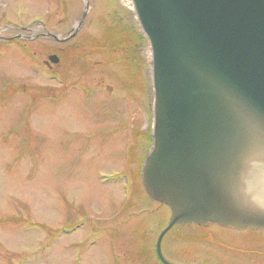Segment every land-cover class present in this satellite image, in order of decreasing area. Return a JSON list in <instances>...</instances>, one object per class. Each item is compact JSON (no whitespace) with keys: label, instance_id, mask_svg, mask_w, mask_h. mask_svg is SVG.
Wrapping results in <instances>:
<instances>
[{"label":"rangeland","instance_id":"obj_1","mask_svg":"<svg viewBox=\"0 0 264 264\" xmlns=\"http://www.w3.org/2000/svg\"><path fill=\"white\" fill-rule=\"evenodd\" d=\"M116 24L127 34L114 44L101 26ZM131 30L125 0H0V264H164L163 219L150 231L121 222L170 211L131 183L152 144L151 52L147 39L124 51ZM254 245L264 230L191 224L161 251L173 264H264Z\"/></svg>","mask_w":264,"mask_h":264},{"label":"water","instance_id":"obj_2","mask_svg":"<svg viewBox=\"0 0 264 264\" xmlns=\"http://www.w3.org/2000/svg\"><path fill=\"white\" fill-rule=\"evenodd\" d=\"M128 1L151 51L142 182L171 211L173 264L176 225L264 230V0Z\"/></svg>","mask_w":264,"mask_h":264},{"label":"flooded vegetation","instance_id":"obj_3","mask_svg":"<svg viewBox=\"0 0 264 264\" xmlns=\"http://www.w3.org/2000/svg\"><path fill=\"white\" fill-rule=\"evenodd\" d=\"M38 24L40 25V27H42L43 25H44V22L43 21H38ZM45 33L46 32H39V33H36V36H35V38L34 39H39V38H41V39H53L51 36V34L52 33H50V32H47L46 33V35H45ZM46 38H45V37ZM44 37V38H43ZM23 39V38H22ZM25 39H28V38H25ZM24 39V40H25ZM31 39V38H30ZM19 40H21V39H19ZM58 40V39H57ZM55 41V40H54ZM59 41V40H58ZM61 50H63L64 51V49H62V48H60V50H56V51H54V53L53 54H56V55H58V59H57V61L56 62H58L59 63V61H60V55H61V53L63 52V51H61ZM56 62H54V63H56ZM58 63H56V64H58ZM43 64H44V66L47 68V70L48 71H50L51 69H52V64H50V62L49 61H43ZM150 118H151V114H149V120H150ZM149 130H151V122H150V126H149ZM150 134H152V130H151V133ZM151 136V135H150ZM150 148V147H149ZM149 149H147V151H148ZM145 157H146V154H145V156H144V158H143V160L141 161V163H140V165L138 166V167H136V171H137V173H138V177H137V179H136V181L135 182H131V183H139L140 184V188H141V190H142V193H143V195L148 199V200H152L151 198H150V196L146 193V191H145V189H144V186H143V182H142V169H143V164H144V161H145ZM154 201V200H153ZM143 211H146V212H143V213H138L137 211H129L128 212V214L129 215H127L126 217H124V218H121L122 220H121V222L122 223H124V224H130V223H132V221H133V219L135 220V222L137 223L138 221H139V223H140V225L139 226H136L135 228L136 229H138V230H142L141 229V227H146L147 229H148V231H150L151 229H154V228H156L158 225H160V222H158L156 219H159L160 218V220L161 219H163L164 220V222H166V225L165 226H167L168 225V222H169V220H170V217H171V211H168V215L166 216V214H167V211H166V214L165 213H159V211H152V210H150L149 208H143L142 209ZM118 214H120V213H118ZM124 214H126L125 212H124ZM121 215V214H120ZM197 225V224H196ZM209 225H211V224H209ZM209 225H199V226H201V227H203V228H207ZM214 225H217V224H214ZM177 226H180V227H183V226H187V225H177ZM149 233V232H148ZM121 242V245L120 246H123L122 244H124L125 242H126V240H122V241H120ZM134 242H138V241H133V240H131V243H133V244H136V243H134ZM126 243H129V241H127ZM122 248V247H121ZM262 248H264L262 245H259V246H255L254 245V247H252L250 250H252V252H254V253H256L257 254V256H260V257H258V259H257V257H256V260L257 261H260V263L261 262H263L264 263V250L262 249ZM249 250V251H250ZM127 257V256H126ZM248 257V256H247ZM252 259V258H251Z\"/></svg>","mask_w":264,"mask_h":264},{"label":"trees","instance_id":"obj_4","mask_svg":"<svg viewBox=\"0 0 264 264\" xmlns=\"http://www.w3.org/2000/svg\"><path fill=\"white\" fill-rule=\"evenodd\" d=\"M101 30L103 33H107L110 36V40L111 42H113L114 44L116 42H118V39L125 36V34H127V32L122 29L120 27V25L116 24L115 26H110V25H106V26H101ZM130 36L131 37V43L129 46H127L126 44L122 46V48L125 49L126 48H130L131 46H135L137 44V42H141L143 40V37L140 33L134 34V31H129ZM129 35V34H128ZM132 48V47H131Z\"/></svg>","mask_w":264,"mask_h":264},{"label":"bare ground","instance_id":"obj_5","mask_svg":"<svg viewBox=\"0 0 264 264\" xmlns=\"http://www.w3.org/2000/svg\"><path fill=\"white\" fill-rule=\"evenodd\" d=\"M150 73H151V71H150ZM260 179H258V180H260V189L264 191V182H263L264 177L261 176Z\"/></svg>","mask_w":264,"mask_h":264}]
</instances>
